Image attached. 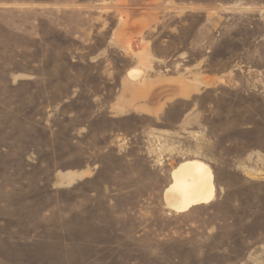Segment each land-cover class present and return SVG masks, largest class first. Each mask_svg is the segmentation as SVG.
Wrapping results in <instances>:
<instances>
[{
  "label": "rangeland",
  "instance_id": "1",
  "mask_svg": "<svg viewBox=\"0 0 264 264\" xmlns=\"http://www.w3.org/2000/svg\"><path fill=\"white\" fill-rule=\"evenodd\" d=\"M0 264H264V0H0Z\"/></svg>",
  "mask_w": 264,
  "mask_h": 264
},
{
  "label": "bare ground",
  "instance_id": "2",
  "mask_svg": "<svg viewBox=\"0 0 264 264\" xmlns=\"http://www.w3.org/2000/svg\"><path fill=\"white\" fill-rule=\"evenodd\" d=\"M128 76L137 78L139 72L131 70ZM172 179V184L165 190V201L169 208L178 213H186L194 207L207 205L215 200L214 173L201 160H188L179 164L172 172Z\"/></svg>",
  "mask_w": 264,
  "mask_h": 264
}]
</instances>
